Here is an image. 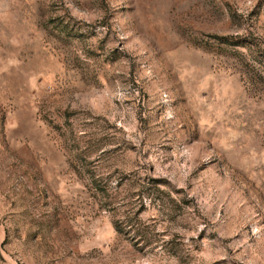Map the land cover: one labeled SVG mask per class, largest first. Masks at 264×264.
<instances>
[{"label": "rangeland", "instance_id": "1", "mask_svg": "<svg viewBox=\"0 0 264 264\" xmlns=\"http://www.w3.org/2000/svg\"><path fill=\"white\" fill-rule=\"evenodd\" d=\"M0 264H264V0H0Z\"/></svg>", "mask_w": 264, "mask_h": 264}]
</instances>
